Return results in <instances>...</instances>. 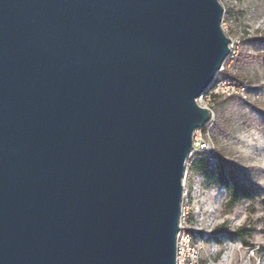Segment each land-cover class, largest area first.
<instances>
[{"label": "water", "instance_id": "water-1", "mask_svg": "<svg viewBox=\"0 0 264 264\" xmlns=\"http://www.w3.org/2000/svg\"><path fill=\"white\" fill-rule=\"evenodd\" d=\"M218 0H0V264H175Z\"/></svg>", "mask_w": 264, "mask_h": 264}, {"label": "rangeland", "instance_id": "rangeland-1", "mask_svg": "<svg viewBox=\"0 0 264 264\" xmlns=\"http://www.w3.org/2000/svg\"><path fill=\"white\" fill-rule=\"evenodd\" d=\"M218 1L223 7L221 27L232 48L217 78L230 80L243 89L212 96L208 101L213 112L210 137L216 165L220 159L229 162L264 192V0ZM189 161L188 157L186 163ZM195 184L193 181L189 191L186 176L187 200H181V205L188 207L186 232L197 249V264H264L259 206L255 205V212L250 213L244 202L229 213L220 192L212 193L211 188ZM244 222L255 228L252 247L224 239L220 245L213 239L215 227L225 224L234 229Z\"/></svg>", "mask_w": 264, "mask_h": 264}, {"label": "trees", "instance_id": "trees-1", "mask_svg": "<svg viewBox=\"0 0 264 264\" xmlns=\"http://www.w3.org/2000/svg\"><path fill=\"white\" fill-rule=\"evenodd\" d=\"M238 80L237 77H233ZM196 175H203L202 185L206 188L223 186L226 189L224 209L232 212L241 203H248L250 213L255 212L258 205L262 213V233L264 234V192L257 190L252 182L241 175L238 168L229 162L220 159L216 167L209 169L208 160L205 157H196L190 160L187 170L188 189L191 190L192 179ZM255 233L254 226L244 222L229 229L225 224L215 227L212 231L216 243L222 244V239L238 241L245 247H252L251 239ZM264 249V247H262Z\"/></svg>", "mask_w": 264, "mask_h": 264}, {"label": "built area", "instance_id": "built-area-1", "mask_svg": "<svg viewBox=\"0 0 264 264\" xmlns=\"http://www.w3.org/2000/svg\"><path fill=\"white\" fill-rule=\"evenodd\" d=\"M231 42V40H230ZM229 52L232 48V44H228ZM229 54V53H228ZM223 69V64L217 72V75ZM215 77L214 82L207 88V90L198 98L196 99V103L208 109L209 112V119L208 121L200 128L194 130L192 136V148L188 155L191 159L196 157H205L208 160L209 169L216 167V150L214 143L210 137V121L213 116V112L211 107L208 105V101H210L212 96L215 95H223L230 93H237L238 90L242 91V87L236 86L235 83L231 82L230 80H219ZM204 99V100H203ZM190 163V161H189ZM189 163H185V171L182 179L183 191H182V200L186 201V176L187 170L189 167ZM204 180L203 175H196L193 177L192 182L194 181L195 185H202ZM192 188V185H191ZM212 193H221L222 200L225 202L226 200V189L223 186L219 187H210ZM217 188V189H216ZM191 191V190H190ZM187 205L180 206V216H179V229L176 235V255H175V264H197L198 262V254L197 249L194 246L195 244L191 245V237L188 232H186V219H187Z\"/></svg>", "mask_w": 264, "mask_h": 264}]
</instances>
